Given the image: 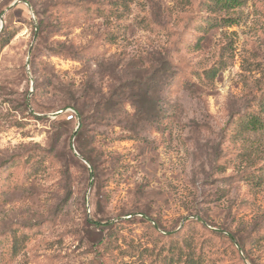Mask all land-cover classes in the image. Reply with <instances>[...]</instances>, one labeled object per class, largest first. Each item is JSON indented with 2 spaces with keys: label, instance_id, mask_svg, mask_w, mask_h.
Masks as SVG:
<instances>
[{
  "label": "rangeland",
  "instance_id": "374dc122",
  "mask_svg": "<svg viewBox=\"0 0 264 264\" xmlns=\"http://www.w3.org/2000/svg\"><path fill=\"white\" fill-rule=\"evenodd\" d=\"M209 2L0 0V264H264V0Z\"/></svg>",
  "mask_w": 264,
  "mask_h": 264
},
{
  "label": "trees",
  "instance_id": "16d2710c",
  "mask_svg": "<svg viewBox=\"0 0 264 264\" xmlns=\"http://www.w3.org/2000/svg\"><path fill=\"white\" fill-rule=\"evenodd\" d=\"M243 3L244 0H210V2L207 5L208 10L214 14L223 12L224 15L221 16L218 21L215 20L208 21L205 29L207 27L214 28L215 26H229L235 23L237 18L231 15V13L229 12H232L238 7L242 6ZM215 74H216V70L211 69L210 71H208L207 77L213 78ZM253 102H255L254 110H248L246 113L238 115L237 117L234 118V122L236 123L234 125V130H235L234 134L236 136L243 135L246 132H249L254 135L264 136V93H262L259 96V98L257 100H254ZM72 117L73 115H71V118ZM243 174L247 175V172L245 171ZM252 176H253L252 173L248 175V178H251V181L254 180V177ZM259 176L260 175H258V177ZM181 256H183L184 259L180 264H196L197 262V259L190 254H181Z\"/></svg>",
  "mask_w": 264,
  "mask_h": 264
},
{
  "label": "built area",
  "instance_id": "2783aa9c",
  "mask_svg": "<svg viewBox=\"0 0 264 264\" xmlns=\"http://www.w3.org/2000/svg\"><path fill=\"white\" fill-rule=\"evenodd\" d=\"M71 117V116H70Z\"/></svg>",
  "mask_w": 264,
  "mask_h": 264
}]
</instances>
